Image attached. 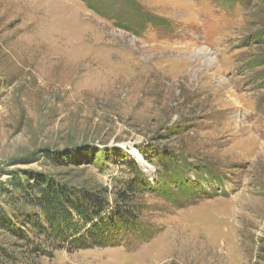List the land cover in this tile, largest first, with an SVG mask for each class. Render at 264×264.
<instances>
[{"label": "rangeland", "instance_id": "rangeland-1", "mask_svg": "<svg viewBox=\"0 0 264 264\" xmlns=\"http://www.w3.org/2000/svg\"><path fill=\"white\" fill-rule=\"evenodd\" d=\"M220 2L0 0V264H264V0ZM133 165L140 234L21 241L43 212L13 204L11 182L40 175L112 206Z\"/></svg>", "mask_w": 264, "mask_h": 264}, {"label": "trees", "instance_id": "trees-1", "mask_svg": "<svg viewBox=\"0 0 264 264\" xmlns=\"http://www.w3.org/2000/svg\"><path fill=\"white\" fill-rule=\"evenodd\" d=\"M240 2L241 0H221L220 3L232 7L236 3L241 6ZM128 20L125 22L118 18L112 19L113 25L133 33L137 32V27L143 30L152 27L155 23L151 18H146L139 20L137 27H132L129 24L133 20ZM130 167L136 175L126 178L123 182L124 188L113 193L112 206L98 195L74 191L62 183L40 175L28 176L21 182H11V187L6 192L13 204L36 207L43 212L40 217L35 216L26 220L25 228H28L30 234L21 232V241L32 245L31 249L34 250H39L41 247V243L35 242V237H42L45 242L52 244L54 250L67 244L77 250H86L95 247H115L140 234L143 228L134 215L138 214L140 209L135 206L134 197L138 191L146 187L147 182L134 165ZM94 208L109 209L111 214L109 221L92 223L89 214ZM74 216L82 218L90 227L80 230L78 224L74 222ZM2 254L3 251L0 250V256Z\"/></svg>", "mask_w": 264, "mask_h": 264}, {"label": "bare ground", "instance_id": "bare-ground-1", "mask_svg": "<svg viewBox=\"0 0 264 264\" xmlns=\"http://www.w3.org/2000/svg\"><path fill=\"white\" fill-rule=\"evenodd\" d=\"M194 53L196 57L203 56L206 64L210 63V60H211V58L209 57L210 52L207 49L200 48V49H197Z\"/></svg>", "mask_w": 264, "mask_h": 264}]
</instances>
